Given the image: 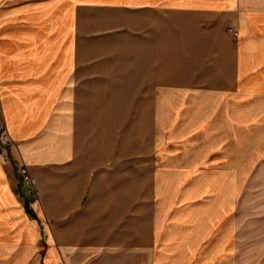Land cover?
<instances>
[{"label":"crops","instance_id":"crops-1","mask_svg":"<svg viewBox=\"0 0 264 264\" xmlns=\"http://www.w3.org/2000/svg\"><path fill=\"white\" fill-rule=\"evenodd\" d=\"M259 116L264 0H0V264H240Z\"/></svg>","mask_w":264,"mask_h":264},{"label":"rangeland","instance_id":"rangeland-1","mask_svg":"<svg viewBox=\"0 0 264 264\" xmlns=\"http://www.w3.org/2000/svg\"><path fill=\"white\" fill-rule=\"evenodd\" d=\"M253 103V102H252ZM244 109L248 114L247 106ZM238 182L233 236L240 264H264V119L240 123Z\"/></svg>","mask_w":264,"mask_h":264},{"label":"built area","instance_id":"built-area-1","mask_svg":"<svg viewBox=\"0 0 264 264\" xmlns=\"http://www.w3.org/2000/svg\"><path fill=\"white\" fill-rule=\"evenodd\" d=\"M229 31L232 34L236 33V29L233 27H229ZM2 127V123L0 122V128ZM10 141V138L6 132L1 133L0 138V154L2 158H6L5 146ZM19 172L21 174V179L23 185L25 186L27 193L30 197H34L36 195V178L33 176L27 169L25 165L19 166Z\"/></svg>","mask_w":264,"mask_h":264}]
</instances>
